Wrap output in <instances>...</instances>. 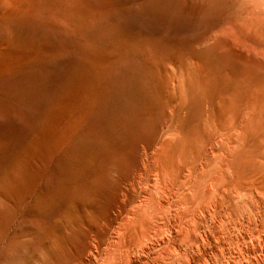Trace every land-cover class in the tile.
I'll list each match as a JSON object with an SVG mask.
<instances>
[{
	"label": "rangeland",
	"instance_id": "374dc122",
	"mask_svg": "<svg viewBox=\"0 0 264 264\" xmlns=\"http://www.w3.org/2000/svg\"><path fill=\"white\" fill-rule=\"evenodd\" d=\"M263 195L264 0H0V264H264Z\"/></svg>",
	"mask_w": 264,
	"mask_h": 264
},
{
	"label": "bare ground",
	"instance_id": "6f19581e",
	"mask_svg": "<svg viewBox=\"0 0 264 264\" xmlns=\"http://www.w3.org/2000/svg\"><path fill=\"white\" fill-rule=\"evenodd\" d=\"M26 1H27V0H26ZM28 4H29V3H28ZM28 4H27V5H28ZM26 7H27V6H26ZM34 8H35V7H34ZM10 9H11V8H10ZM20 9H21V8H20ZM88 10H89V9H88ZM26 11H27V10H26ZM32 11H33V10H32ZM88 13H89V12H88ZM29 14H30V13H29ZM30 15H31V14H30ZM14 19H15V18H14ZM21 49H22V48H21ZM263 196H264V195H263ZM263 198H264V197H263Z\"/></svg>",
	"mask_w": 264,
	"mask_h": 264
}]
</instances>
